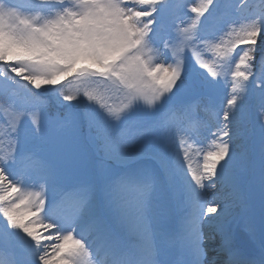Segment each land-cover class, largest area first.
Instances as JSON below:
<instances>
[{
    "label": "snow or ice",
    "instance_id": "snow-or-ice-1",
    "mask_svg": "<svg viewBox=\"0 0 264 264\" xmlns=\"http://www.w3.org/2000/svg\"><path fill=\"white\" fill-rule=\"evenodd\" d=\"M0 115V264H264V0H0Z\"/></svg>",
    "mask_w": 264,
    "mask_h": 264
},
{
    "label": "rangeland",
    "instance_id": "rangeland-1",
    "mask_svg": "<svg viewBox=\"0 0 264 264\" xmlns=\"http://www.w3.org/2000/svg\"><path fill=\"white\" fill-rule=\"evenodd\" d=\"M15 3H20V4H27L30 3L31 0H14ZM189 3H193L196 2L198 3L199 0H188ZM243 0H235V3L239 4L242 3ZM247 15V13L242 9L239 13H238V18L240 19L241 23L237 24L235 27L237 29V31L244 26V24H246V22L244 21V17ZM234 37H231L229 35H225L224 37H222V39H224L225 41H228L230 39H233ZM259 42V41H258ZM259 46V45H258ZM238 50V49H237ZM211 53H207L205 54V58L207 59L208 56H210ZM3 120H4V115H0V150H2V137H3V129H4V125H3Z\"/></svg>",
    "mask_w": 264,
    "mask_h": 264
},
{
    "label": "bare ground",
    "instance_id": "bare-ground-1",
    "mask_svg": "<svg viewBox=\"0 0 264 264\" xmlns=\"http://www.w3.org/2000/svg\"><path fill=\"white\" fill-rule=\"evenodd\" d=\"M210 146H211L210 144L207 145V147H210ZM192 163H193L194 166H196V165H198L200 163V156H199L198 153H194L192 155Z\"/></svg>",
    "mask_w": 264,
    "mask_h": 264
},
{
    "label": "trees",
    "instance_id": "trees-1",
    "mask_svg": "<svg viewBox=\"0 0 264 264\" xmlns=\"http://www.w3.org/2000/svg\"><path fill=\"white\" fill-rule=\"evenodd\" d=\"M244 21H245V19H244ZM246 23H248L249 21H245ZM258 45H259V42H258Z\"/></svg>",
    "mask_w": 264,
    "mask_h": 264
}]
</instances>
